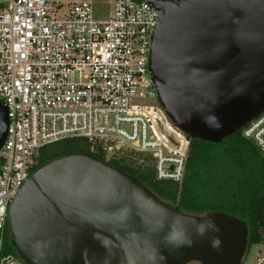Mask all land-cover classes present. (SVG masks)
Returning <instances> with one entry per match:
<instances>
[{
	"label": "water",
	"instance_id": "obj_1",
	"mask_svg": "<svg viewBox=\"0 0 264 264\" xmlns=\"http://www.w3.org/2000/svg\"><path fill=\"white\" fill-rule=\"evenodd\" d=\"M147 1L160 13L152 80L176 125L220 142L264 110V0ZM9 122L0 99V148ZM8 216L27 264H241L249 245L246 220L183 211L89 152L35 169Z\"/></svg>",
	"mask_w": 264,
	"mask_h": 264
},
{
	"label": "built area",
	"instance_id": "obj_2",
	"mask_svg": "<svg viewBox=\"0 0 264 264\" xmlns=\"http://www.w3.org/2000/svg\"><path fill=\"white\" fill-rule=\"evenodd\" d=\"M0 0V99L8 134L0 148V233L40 148L85 137L107 159L139 157L157 179L182 182L192 137L160 104L150 69L159 9L147 0ZM264 148V110L243 127ZM0 264H27L1 256ZM264 260L258 256L257 264Z\"/></svg>",
	"mask_w": 264,
	"mask_h": 264
},
{
	"label": "trees",
	"instance_id": "obj_3",
	"mask_svg": "<svg viewBox=\"0 0 264 264\" xmlns=\"http://www.w3.org/2000/svg\"><path fill=\"white\" fill-rule=\"evenodd\" d=\"M74 152H89L133 174L162 199L183 211L204 214L225 211L247 221L249 245L264 241V150L242 128L220 142L192 138L182 182L156 178L153 166L139 157L107 159L100 148L92 150L85 137H68L40 148L37 169L50 160ZM1 256L18 255L11 243L9 221L0 233Z\"/></svg>",
	"mask_w": 264,
	"mask_h": 264
},
{
	"label": "rangeland",
	"instance_id": "obj_4",
	"mask_svg": "<svg viewBox=\"0 0 264 264\" xmlns=\"http://www.w3.org/2000/svg\"><path fill=\"white\" fill-rule=\"evenodd\" d=\"M65 2L73 0H64ZM111 9V3L109 0H97L94 2V15L97 18L108 17ZM264 255V241L258 243H252L245 253L241 264H257L258 256ZM188 264H201L197 261H192ZM264 264V260L260 263Z\"/></svg>",
	"mask_w": 264,
	"mask_h": 264
}]
</instances>
